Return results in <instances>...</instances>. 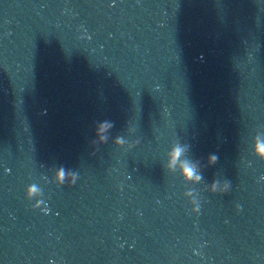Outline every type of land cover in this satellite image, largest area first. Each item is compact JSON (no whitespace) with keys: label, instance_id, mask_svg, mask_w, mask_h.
<instances>
[{"label":"clouds","instance_id":"1","mask_svg":"<svg viewBox=\"0 0 264 264\" xmlns=\"http://www.w3.org/2000/svg\"><path fill=\"white\" fill-rule=\"evenodd\" d=\"M122 142L123 141L121 139H119V138L117 139V143L118 144L119 143H122ZM258 150L259 151H264V144L258 145ZM181 152H182V149L179 148V147L173 149V151L171 153V157H172L171 164H174L175 163L176 158L179 157V155L181 154ZM260 160L264 161V157L260 158ZM217 161H218V155H216V154L210 155L208 157V164L209 165H214V164L217 163ZM185 171L187 173V178L188 179H192L193 176H194V172H195L194 168H192L191 166H188L186 164L185 165ZM57 176H58L59 182L62 184L63 183V180H64V168L63 167H61L59 169ZM195 179L196 180H199V179H201V177L200 176H195ZM75 182H76V180L74 178L71 184H74ZM212 187H213V190H215V187H216V182L215 181H214ZM229 187H230L229 181L225 180L224 187H223V189L221 191L224 192V193H226L229 190ZM36 191H37V187H36L35 184L27 187V189H26V196H27V198L30 199L32 197V195ZM237 210H239V206H238V209ZM199 211H200V209L196 210V213L198 214Z\"/></svg>","mask_w":264,"mask_h":264}]
</instances>
